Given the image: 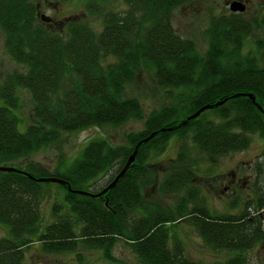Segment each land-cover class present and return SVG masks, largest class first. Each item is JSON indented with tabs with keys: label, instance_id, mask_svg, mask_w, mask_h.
I'll list each match as a JSON object with an SVG mask.
<instances>
[{
	"label": "trees",
	"instance_id": "trees-1",
	"mask_svg": "<svg viewBox=\"0 0 264 264\" xmlns=\"http://www.w3.org/2000/svg\"><path fill=\"white\" fill-rule=\"evenodd\" d=\"M122 1L127 9L104 12L98 29L84 20L50 29L36 25L33 0H0L5 48L23 69L0 83V166L21 171L0 172V223L8 228V235L0 237V264H23L25 250L33 244L46 254L73 253L79 261L82 252L97 251L117 263L112 253L118 242L136 264H204L189 258L181 241L170 235L178 222L192 226L208 247L226 255L208 264H247L246 254L264 240L262 219L246 212L254 198L243 211L234 212L239 202L233 200L228 209L211 214L202 208L194 178L202 158L215 164L247 149L252 135L264 138V96L255 98L261 110L248 98L233 97L238 91L234 83L241 86L242 81L232 82L228 72L241 56L229 49L227 36H214L201 55L193 41L176 34L172 11L189 0ZM94 5L87 3L86 9ZM106 59L114 62L105 65ZM143 70L150 71L167 100L150 111L143 130L125 134L122 145L90 139L70 164L58 159L51 170L33 159L41 150L59 146L66 134L142 120L139 101L124 91ZM253 81L244 82L256 87ZM17 89L26 90L31 100L30 124L23 133L14 114ZM223 100L182 125L201 107ZM163 128L175 130L141 143L125 175L101 197L35 180L59 178L71 190L97 194L122 170L136 145ZM172 137L178 147L175 161L155 171L151 160L164 154ZM151 186L160 194L176 195L174 205L165 209L146 202L145 190ZM49 191L56 192L51 222L44 223L40 208ZM263 198L258 195L257 201Z\"/></svg>",
	"mask_w": 264,
	"mask_h": 264
},
{
	"label": "rangeland",
	"instance_id": "rangeland-1",
	"mask_svg": "<svg viewBox=\"0 0 264 264\" xmlns=\"http://www.w3.org/2000/svg\"><path fill=\"white\" fill-rule=\"evenodd\" d=\"M51 0V4L45 5L42 0H33L36 4V10L40 13L36 17V25L46 27L43 18H51L56 29H62L67 20H84L94 29L100 28V15L104 12H122L127 9L122 0H68L58 1ZM219 0H189L179 6L171 16V24L177 35L183 39L191 40L195 43L198 52L204 55L214 38L212 29V22L220 10ZM95 4L91 10L86 9V4ZM97 4V5H96ZM62 24V25H61ZM50 27V29H52ZM251 39H249L242 50V54H246V49L250 48ZM114 61L106 59L105 65L112 64ZM22 67L12 60L5 48V36L0 30V83L3 82L7 75L14 72L22 71ZM124 95L127 98H135L139 101L142 109V120H130L122 126L112 128L104 126L102 128H90L78 133H71L64 135L59 146H53L41 150L33 156V159L42 163L50 170L55 167L58 159H63L70 164L75 157H77L84 147L85 143L96 137H103L109 140L114 145H122L123 136L130 132H139L144 128V120L153 109L159 108L165 104L164 91L156 85L150 71L143 70L139 72L132 83L126 86ZM17 96L19 98V108L14 112L18 119V130L25 132L27 126L30 124V110L31 100L28 92L24 89H17ZM2 104L0 100V105ZM207 117H210L208 115ZM190 144V141H187ZM259 141L251 138L249 148L245 152L231 153L225 157L217 159L215 164L207 163L205 159L198 163V171L194 178V185L199 189V199H203L205 206L203 209L208 212L220 213L226 210L225 203L228 205L233 200H238L239 204L234 210H240L245 204H248L249 196L240 194H230L224 190L226 186L227 173L232 165V161L238 162L240 167H243L241 162L251 159L259 151ZM177 142L172 137L169 141L168 147L164 154L155 157L151 160L152 169L155 171L165 170L168 164L175 161L177 153ZM171 161V162H170ZM161 172V171H160ZM95 184V187H99ZM54 189L59 188L52 185ZM63 193L64 190L60 189ZM56 191H49L50 196L46 197L41 203V216L44 223L51 222L50 201L51 195ZM175 195V194H174ZM146 202L160 205V207L169 209L176 202V195H163L158 192L157 187H150V190H145ZM258 197L257 195L251 196ZM264 196L260 195V198ZM61 199V198H60ZM264 200V198H263ZM249 201V202H248ZM192 207V206H191ZM232 209V208H231ZM251 217H258V215H250ZM249 216V217H250ZM248 217V219H249ZM261 223L264 228V219ZM8 235V228L0 223V237ZM170 235H176L181 241L186 255L204 264L222 261L225 254L217 252L208 247L204 241L199 237L194 228L185 222H178L170 227ZM81 260L73 253L61 254H46L41 251L38 244H33L30 248L25 250L23 264H136L133 255L126 245L118 242L113 249V256L118 260L117 263L110 262L102 257V254L97 251L82 252ZM247 264H264V240L251 251L246 254Z\"/></svg>",
	"mask_w": 264,
	"mask_h": 264
},
{
	"label": "flooded vegetation",
	"instance_id": "flooded-vegetation-1",
	"mask_svg": "<svg viewBox=\"0 0 264 264\" xmlns=\"http://www.w3.org/2000/svg\"><path fill=\"white\" fill-rule=\"evenodd\" d=\"M219 1L220 10L212 22L214 36L217 40H223V35L227 36L226 44L227 46L229 45V49L235 52L237 58L241 56V58L237 59L239 60L238 63L233 61L228 72V79L232 80V82L233 80L242 81L241 86L235 85V83L233 85L235 86L234 88L238 89L236 94H242L239 97L250 99L245 95H253L254 98L258 94L264 96V0ZM42 2L45 5L52 3L51 0H42ZM234 3L237 4V8L242 10L233 11L231 5H234ZM179 6L175 7L172 13ZM39 13L40 11L37 10V15ZM42 18L47 28L57 25L49 17ZM249 39L252 40L250 48L246 49L244 56L242 50L244 52V48L247 45L246 42ZM250 79L254 80L253 84H257V89L255 86L249 87L244 82ZM252 137L259 141V151L251 159L241 162L243 167H240L241 165L238 162L232 161L227 173L229 179L224 187V190H227L230 194L247 195L249 197L264 195V138L258 134L252 135ZM247 149L233 153L245 152ZM228 206L227 201L224 208L228 209ZM240 211H243V209ZM246 212L250 215H258L259 218L264 219V200L258 202L257 197H254L253 205H249Z\"/></svg>",
	"mask_w": 264,
	"mask_h": 264
},
{
	"label": "water",
	"instance_id": "water-1",
	"mask_svg": "<svg viewBox=\"0 0 264 264\" xmlns=\"http://www.w3.org/2000/svg\"><path fill=\"white\" fill-rule=\"evenodd\" d=\"M236 3H234V5H231V9L233 11H236V10H242L241 8H237L236 7ZM242 94H236L234 95L233 97H237V96H241ZM247 97L250 98V100H252V102H254L255 106L261 110V107L255 103V98L253 95H245ZM226 100H223V101H219L213 105H205L203 107H201L198 111H196L194 114L190 115L189 117H187V119L185 121L182 122V125H185L188 121H191L193 119H196L201 113L207 111V110H211L213 108H216V107H219L221 106ZM175 130V128H163L161 130H159L158 132H154L152 134H150L147 138H144L141 142H139L133 153L130 155L129 159L127 160V162L125 163L124 167L122 168V170L115 176V178L113 179V181L107 185L106 188H104L102 191H100L99 193L97 194H92V193H89V192H86V191H79V190H71L68 186V183L65 182L64 180H61L59 178H44V179H35L37 182L39 183H55V184H59V185H64V186H67L68 187V190L75 193V194H79V195H84V196H90L92 198H95V197H101L103 196L104 194H106L109 190L113 189L115 187V185L117 184L118 180L121 179L125 173L127 172V170L129 169L130 165L133 163L134 159H135V156L137 154V149H138V146L141 144V143H146L148 142L149 140H151L153 137H155L159 132L160 133H165V132H171ZM0 172H11V173H21V171L17 170L16 168H13V167H5V166H0Z\"/></svg>",
	"mask_w": 264,
	"mask_h": 264
}]
</instances>
